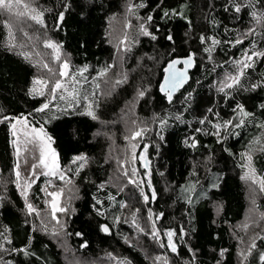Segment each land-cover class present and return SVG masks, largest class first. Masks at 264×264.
Masks as SVG:
<instances>
[{
	"label": "trees",
	"instance_id": "16d2710c",
	"mask_svg": "<svg viewBox=\"0 0 264 264\" xmlns=\"http://www.w3.org/2000/svg\"><path fill=\"white\" fill-rule=\"evenodd\" d=\"M139 3L146 7L136 9V15L129 14L135 36L128 45L130 50L119 60L109 35L110 21L128 10L129 4ZM248 3L250 0H35L36 6L45 10L47 27L36 25L27 28L28 32L61 44L73 68L88 66L85 75L90 83L84 89L96 91L90 99L98 101L97 120L80 114L85 111L83 101L79 107H68L57 99L45 112H36L49 97L34 96L31 90L38 87L34 81L47 69L37 65L33 56L12 48L7 43L8 29L0 23V120L4 116L11 118L0 122V232L12 241L9 244L0 238L4 248L10 250L0 251V264H69L58 242L28 213L17 187L11 124L24 117L52 138L59 164L73 180L76 195L65 232L83 264L104 260L113 264H155L157 255L166 256L170 264H264L259 259L264 252V239L260 238L264 237V228L257 230V247L251 255L244 250L246 259L241 256V241L233 231L249 207L247 187L241 179L246 161L241 154L264 132L259 127L264 124V87H251L264 83V58H255L254 67L246 70L242 88L226 89L227 94L218 91L225 74H235L234 60L242 59L245 51L250 53L253 45L255 50L264 51V25L255 24L251 8L242 7L239 13L234 9V4ZM165 11L168 16H164ZM61 12L62 22L58 20ZM137 15L142 19L138 20ZM148 15L153 20L146 23ZM141 23H146L157 39L142 35ZM251 28H256L255 33L245 36ZM169 35L171 41L167 39ZM201 36L207 38L203 44ZM211 39L220 43L209 60L204 49L212 47ZM237 39L243 43L236 44ZM36 44L41 46L39 39ZM189 53H194L197 61L192 80L169 103L159 92L163 68L172 58ZM112 63H120L115 75L123 79L126 74L127 81L104 94L105 78H93ZM97 82L98 90L94 89ZM138 90H145L143 97L137 96ZM129 101H134L137 116L145 125L153 126L144 134L136 152H144L147 145L149 169L142 168L139 159L135 161L136 179L144 181L143 194L141 187L128 184L127 178L115 169L114 159L109 158L111 142L101 135L104 124L117 120ZM237 105L252 114L243 117L245 123L240 127H234L242 118ZM161 120L166 123L161 125ZM227 120H232L233 125L225 129ZM217 124L221 125L219 136L215 134ZM193 142L195 147H191ZM80 155L88 159L76 176L77 165L72 161ZM253 167L257 175H264V153H253ZM145 172H151V188ZM63 183L56 177L52 181L41 175L32 186L33 206L44 209L43 189L52 184L61 187ZM153 190L155 200L151 198ZM145 194L149 196L148 203L144 202ZM96 199L103 204L96 205ZM121 203L128 206L121 208ZM93 205L101 208L104 215H98ZM255 207L264 213V194L258 195ZM149 209L165 243L163 232L176 231V253L161 248L151 237ZM133 213L135 224L144 232L134 225ZM261 222L264 224V220ZM102 224L109 226L110 233L101 231ZM85 243L87 247H81ZM24 248L28 255L18 251Z\"/></svg>",
	"mask_w": 264,
	"mask_h": 264
},
{
	"label": "snow or ice",
	"instance_id": "6c2138e0",
	"mask_svg": "<svg viewBox=\"0 0 264 264\" xmlns=\"http://www.w3.org/2000/svg\"><path fill=\"white\" fill-rule=\"evenodd\" d=\"M35 0H0V23H2L5 27L9 29V35L13 37V39H16V33H22L23 37H26L27 39L31 40L33 39V35H30L28 31H26V28L33 27V24H29L28 21H31L34 23V25L41 26V27H47L44 21V15L45 10L40 9L38 6H34ZM257 4H259V8H257ZM146 5L144 3H139L136 5L129 4L128 6V14L130 15H136V9L138 8H144ZM245 8V10L251 8L252 11L250 13L253 21L257 26L264 25V0H250V3L247 5L243 4H234V9L237 13L241 12V9ZM169 13L167 11L164 12V16H168ZM6 17V19L4 18ZM138 20L142 19L138 15L136 16ZM64 19V13L61 12L59 14L58 20L62 22ZM153 20L152 15H148L146 18V23L151 22ZM146 23H141L139 25V32L144 36H151V39L155 40L157 37L153 35L148 28L146 27ZM59 27V25H57ZM125 28H131V22H126L124 25ZM13 29L16 31L14 32ZM256 28L249 29L248 32L244 33L245 36L249 34L255 33ZM38 39V37H36ZM118 43L116 45L117 52L122 53L129 51L130 48L127 46L129 41V36L127 32H124L122 36L116 37ZM169 41L172 40V36L169 35L167 37ZM206 39L204 36L200 37V42L203 44L206 42ZM220 43L219 40L211 39L212 47H206L204 49L205 52L209 53V60L212 59L211 52L214 50L215 46ZM236 44L243 43L242 39H237L235 41ZM12 47H15V44L12 45ZM44 47L51 49L55 61L60 63V68L58 72H55L51 67H49L48 63L43 64V68L47 69V71L51 74V83L49 80L44 79H36L34 81L35 85H38L39 87H34L31 90V93L39 96H45L47 90L48 99L45 103H43L39 108H36V112H45L50 108V105L52 104V101L59 99L60 101H64L68 107H79L81 105V102H84L85 111L80 113L82 115L90 116L93 120H97L98 117L96 115L95 108L99 106L98 101H95L94 99H90L91 97L96 96V91H92L91 93H88L87 90L84 89L85 84L90 83L88 80V77L85 75L89 71V68L87 65H85L82 68L75 69L71 66V63L68 59L61 60V48L62 45L58 44L56 42H53L52 40L48 39L44 41ZM28 58V57H26ZM255 58H264V51H257L255 50V45H253V50L249 53L248 51H245L243 54V58L240 60H234L233 61V67L236 69L235 74L233 73H226L225 78L220 82L218 91L225 93L226 89H233L234 87H243V84L241 83L242 77L245 76L246 70L253 68L255 63ZM195 63V54L189 53V55L185 58H177L171 60L167 68H165V72L167 75L164 78L163 83L160 86V91L164 93V95L167 97V100L169 103L172 102L173 93L177 91L179 88L183 87L185 83H187L189 76L188 71L190 68L194 66ZM177 65H182L183 67H177ZM116 67L115 63L108 64L104 68H102L96 77L93 79L103 80L108 76V73ZM214 70V69H213ZM127 81V75L123 74V79H116L113 83L112 87L113 89L116 87V85H120ZM105 83H107V80H105ZM253 89L257 87H264V83H258L251 85ZM94 89H100V83L94 84ZM83 90V95L81 94ZM145 94V90H138L137 96L143 97ZM227 94V93H225ZM190 95V94H189ZM237 108L239 109L238 115L242 117L239 119V122L234 125V127H240L244 125L245 120L243 117H248L252 115L249 112H246L242 105H237ZM0 111H3L0 109ZM211 111V109H209ZM236 111V109H234ZM179 118V117H177ZM11 119L8 116H4L3 120H0V122L8 121ZM165 120H161V125L165 124ZM200 123H204L203 120L200 121ZM17 124H20L23 126L24 129L29 128V121L27 117H24L22 119H16L15 123L11 124L12 129V135L15 137L17 135ZM132 126L127 129L128 135L124 137V139L128 142V148L126 151L130 150V159L125 158L124 160H121L119 157L116 158V162L118 164V171L122 170L121 174L127 178L128 184H134L137 185V187H141V185L144 183L142 180L136 179L138 176V170L133 166L129 170L127 167H125L126 164H133L135 161L139 158L143 161V167L148 168L149 161L146 157L147 152V145L144 147V152L140 154L139 157H137L136 149L139 147L138 141L143 138L144 134L148 131L146 127H140L135 120L131 122ZM233 125L232 120H227L224 122L223 127L227 129L229 126ZM214 127L217 129L216 135L219 136L220 134V128L221 125L217 124L214 125ZM259 127L264 129V124H261ZM199 131V129H197ZM24 135L26 137H30L31 139L28 140V143L33 144V147L38 150L39 152V163L32 165V175H35L34 169L36 167H43L45 171L43 172V175L45 176H53L58 177L59 180L63 181L65 185L73 184V180L65 175L64 170L61 169L58 157L54 149L51 148L52 138L50 136H47L43 128L37 129L35 127H31L30 131H25ZM163 139V137H161ZM218 142H220L218 140ZM13 143L15 144L16 141L14 140ZM196 144L193 142L191 147H195ZM258 146V147H257ZM259 151L261 153H264V132L261 133L259 137H256L252 140L248 147V151L245 153H242V159L246 161V163L243 165V167L246 168V171L241 176V179L249 182L251 185H255L256 189H253V192L258 189L260 193H264V175H257L256 169L253 167V153ZM17 154L19 155V149H17ZM87 157L84 155L76 156L73 158L72 163L77 165V168L74 170V175L78 176L80 174V171L83 170L87 163ZM15 176L17 180V187H20L19 180L21 178V174L19 171V163L16 165V171ZM147 176L149 177L147 183L149 188H151V172L147 173ZM34 182V181H33ZM51 183V182H49ZM32 186L31 182H26L24 191L22 192V195L24 196L25 200L27 201L28 198V189H30ZM99 187L102 189L104 187L103 184L99 185ZM192 189L195 188V185L191 186ZM45 194L49 197H51L50 200H47L45 203L48 205V208L50 209L51 218L56 221L57 224H60L61 228H63V225L60 222V219L58 217V213H66L68 209L61 204V197L63 195V188H60L56 191L49 192L47 188L43 189ZM141 193L143 194V188L141 187ZM151 198L152 200L156 199V192L153 190L151 192ZM111 199L114 200V197H111ZM143 199L145 203L149 202V196L143 195ZM103 201L96 199V205H102ZM252 204L255 206L256 199L255 195L252 197ZM96 205H93L94 209L96 210L97 214L100 216L104 215V212L101 210V208H97ZM27 209L29 214L35 213L37 216L40 215V212L31 204L27 203ZM128 205L121 203L120 207L125 208ZM255 210V208L253 209ZM74 211V210H73ZM137 212L139 209L136 210ZM163 214H159L156 216V219H160V217ZM260 219L264 220V213H260ZM118 220V218H117ZM148 220L152 221L151 224V237L156 240L159 243V246L161 248H167L171 250V252L176 253L177 252V244L174 241V237L177 236V233L175 230L168 229L163 232V236L167 237V242L165 243L161 239V230L157 229L156 222L153 220V213L151 209H149V215ZM133 223L134 225L139 229V231L144 232L145 230L141 228L138 224H135V213H133ZM46 227V226H45ZM249 225L247 223L242 225V228L244 230H247ZM101 231L108 234L110 233L109 226L107 224H102L100 226ZM7 231V229H5ZM181 232H183V229H181ZM53 235H59L58 232L55 230L53 231ZM77 236H80L81 233H76ZM0 238H2L7 243L11 244V239L9 237L5 236L3 232H0ZM261 239H264V237H260ZM243 239V238H241ZM127 242V241H126ZM81 247H87V244L81 245ZM256 243L255 238H253V242L251 243L249 249H248V255H251V252L253 249H256ZM0 251H10L9 249H5L4 245L0 243ZM11 251H17L15 249H12ZM18 251L23 252L25 255H28L27 249H19ZM191 251V250H190ZM226 251V250H224ZM224 251H221V256H223ZM111 255V254H109ZM241 255L247 258L245 253L242 251ZM260 261H264V252L259 254ZM155 264H169L168 258L166 256L157 255L154 257ZM7 264H11V262H7ZM69 264H77L75 260L69 261ZM121 264H130V262L122 261Z\"/></svg>",
	"mask_w": 264,
	"mask_h": 264
},
{
	"label": "rangeland",
	"instance_id": "374dc122",
	"mask_svg": "<svg viewBox=\"0 0 264 264\" xmlns=\"http://www.w3.org/2000/svg\"><path fill=\"white\" fill-rule=\"evenodd\" d=\"M34 6H36L35 3H34ZM4 18L6 19V17H4ZM129 20H130L129 14H128L126 9L123 10L119 15H116L115 17H113L111 19L109 35H110L111 42L113 43V45L115 47L118 43L116 37L122 36L124 32H127L128 36H129L128 45L133 40V38L135 36V32H134L135 28H133V25L131 24L132 25L131 28H125L124 27L126 22H130ZM28 23L33 24V26H36L31 21H28ZM25 30L28 31L27 28ZM13 31L15 32L16 30L13 29ZM8 32H9V29H8ZM29 33H30V35H32L31 32H29ZM33 37H34L33 39L29 40L26 37H23L22 33L17 32L16 33V39H13V37L11 35H9V33H8L7 43L11 47L13 44H15L14 48L17 47L18 50L23 52L25 55L33 56L37 65L43 66L44 63H48L49 67H51L55 72H58L59 68H60V63L55 61L52 50L44 47V41L48 40V39L39 37L38 35H33ZM36 37H38L41 46H37V44H36L37 38ZM25 39H27L28 41H25ZM53 42H55V41H53ZM116 50H117V48H116ZM60 51H61V60L65 59V58L68 59V56L65 53H63L62 50H60ZM125 53L126 52H122V53L117 52L119 60L124 58ZM119 65H120V63L119 64L117 63L116 67L113 68L108 73V76L105 78V80H107V83H104V85H103L104 94H108V92L111 91L112 85L116 79H122L121 75H115ZM38 79L49 80V82L51 83V74L47 71ZM45 91H46L45 96H48L47 90H45ZM87 92L90 93L91 91H87ZM133 102L134 101H129L126 104L125 108L123 109L122 113L120 114V116L117 120H114L109 124L105 123L101 129V135L109 138V140L111 142V147L109 149V158L114 159L113 160L115 163L114 167L117 171H118V167H119L117 162H116L117 157H119L121 160H124L126 157L130 159V150L126 151V149L128 148V142L124 139V137L126 135H128L127 129L132 126L131 122L133 120H135L140 127H146L147 129L149 128V130H153V126H148L147 124H146L147 125L146 126L145 123L141 120V118H139L137 116L136 109L134 107ZM82 104H84V102H82ZM16 119H22V118H16ZM16 119L14 120L13 123L16 122ZM31 127H34V126L29 124V128L24 129L22 125L17 124V130H16L17 135L15 137L12 135L13 141L14 140L16 141L15 144L13 143V147H14L16 165H17V163H19V171L21 174V178L19 180V184H20L19 190H20L21 194L24 191V187H25L26 182H31L32 186H33L34 183L37 181V179L41 175H43V172L45 171V169L43 167L38 166L34 169L35 175H32V172H33L32 165L39 163V152H38V150H36L33 147V144L27 142L31 138L26 137L24 135V132L30 131ZM35 128H37V127H35ZM37 129H40V128H37ZM11 132H12V129H11ZM47 136H49V135L47 134ZM141 140L142 139H140L138 141L139 144H140V142L143 141V140L142 141ZM51 148L54 149L53 142L51 143ZM17 149H19V155L17 154ZM55 152H56V150H55ZM136 152H137V149H136ZM141 153H142V150H141V152L139 151V154H137V156L139 157ZM56 154H57V152H56ZM57 157H58V154H57ZM147 160L149 161L148 158H147ZM139 162H140V166L142 168H144L143 167V161L139 159ZM16 165H15V171H16ZM133 166L135 167V163H134V165L133 164H126L125 165V167H127L129 170ZM149 167H150V161H149V166L147 169H149ZM61 169H62V167H61ZM15 171H14V173H15ZM119 172H122V170L118 171V173ZM145 174L147 175V172H145ZM48 177L52 181L55 178L53 176H48ZM15 178H16V176H15ZM56 178H58V177H56ZM16 183H17V180H16ZM245 184L247 187L249 207H248V210L246 212V216L243 219V221L240 224H238L236 227L233 228L234 235L236 237H238L239 240L241 241L240 242V253L242 251L244 252V250L249 249L248 246L253 242V238L256 237L257 230L258 229L262 230V228H264V224L261 222L262 220L260 219V213L261 212L252 204L253 195H255V199L257 200L258 195H261V193L258 191V189L255 191V193L253 192V189H256L255 185H251L249 182H246V181H245ZM123 185L125 186L126 182H123ZM32 186L30 189H28V198H27V201L25 200L26 205H27V203H31L30 194L32 191ZM46 188L49 192L59 190L60 188H63V190H64L63 195L61 197V204L63 206H65L68 209V211L66 213H58L57 214L59 219H60L61 224L63 225V228H61L60 224H57L56 221L51 218L50 209L48 208V205L46 203H45L44 209L40 210L36 207V209L40 212V215L37 216L35 213H33L34 216H32V217H34L36 219L37 223L41 226L42 229H45V231H47L49 233V235L54 240H56L58 242V244L62 248L63 252L65 253V255H66L65 257L67 258L68 262L71 260H75L77 262V264H83L84 260H82L80 257H78L76 255V253L73 251V249L71 248V246L69 244V241H68V238H67L66 232H65L66 218L68 217V215L70 214V212L72 210L73 201H74V198L76 195V188L73 184L65 185V183H63V185L61 187H58V186L52 184ZM262 194H264V193H262ZM23 198H24V196H23ZM50 199H51V197H49L45 194V202L47 200H50ZM254 208H255V210H253ZM245 223H247L249 225L247 230H244L242 228V225ZM54 230L56 232H58L59 235L54 236L53 235ZM241 238H243V239H241ZM116 262H120V261H116ZM95 264H113V262L108 263L106 260H104V261H97V263H95ZM116 264H118V263H116Z\"/></svg>",
	"mask_w": 264,
	"mask_h": 264
},
{
	"label": "water",
	"instance_id": "95a60500",
	"mask_svg": "<svg viewBox=\"0 0 264 264\" xmlns=\"http://www.w3.org/2000/svg\"><path fill=\"white\" fill-rule=\"evenodd\" d=\"M187 56H188V55H186V56H176V57L172 58L171 60H173V59H177V58H185V57H187ZM171 60H169V61L167 62V64L165 65V67L163 68V76H162V79H161V81H160V83H159V92H160V94L163 95V96H165V95H164V93H162V92L160 91V86H161V84L163 83L165 76L167 75V73H166L164 70H165V68H167L168 63H169ZM196 65H197V61H196V58H195L194 66H193L192 68H190L189 71H188L189 79H188L187 83H185V84L183 85V87L179 88L177 91H175V92L173 93L172 101L174 100L175 96H176L180 91L184 90L185 87L191 82V80H192V72L195 70ZM177 67H183V66H182V65H177ZM165 97H166V96H165ZM166 100H167V97H166ZM167 101H168V100H167Z\"/></svg>",
	"mask_w": 264,
	"mask_h": 264
}]
</instances>
